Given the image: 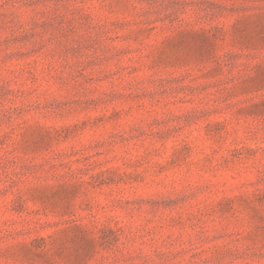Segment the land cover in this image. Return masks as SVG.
I'll return each instance as SVG.
<instances>
[{
    "label": "rangeland",
    "instance_id": "obj_1",
    "mask_svg": "<svg viewBox=\"0 0 264 264\" xmlns=\"http://www.w3.org/2000/svg\"><path fill=\"white\" fill-rule=\"evenodd\" d=\"M0 264H264V0H0Z\"/></svg>",
    "mask_w": 264,
    "mask_h": 264
}]
</instances>
